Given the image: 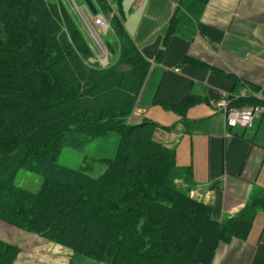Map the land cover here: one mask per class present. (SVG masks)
I'll use <instances>...</instances> for the list:
<instances>
[{
  "label": "trees",
  "instance_id": "16d2710c",
  "mask_svg": "<svg viewBox=\"0 0 264 264\" xmlns=\"http://www.w3.org/2000/svg\"><path fill=\"white\" fill-rule=\"evenodd\" d=\"M93 1L105 15L112 10L107 0ZM185 19L177 9L156 60ZM110 22L116 44H106L120 54L102 67L91 61L85 32L63 1L0 0V220L100 263L212 264L221 243L247 239L264 210V192L225 221L215 217L211 203L192 195L198 186L193 166L178 164L176 148L155 137L157 128H172L132 118L151 62L118 13ZM121 64L132 69L120 72ZM199 101L189 95L174 108L185 117ZM111 131L120 140L101 176L59 163L64 147L80 148ZM21 167L42 176L39 191L15 184ZM17 251L0 240V264H12Z\"/></svg>",
  "mask_w": 264,
  "mask_h": 264
},
{
  "label": "crops",
  "instance_id": "0c3cea01",
  "mask_svg": "<svg viewBox=\"0 0 264 264\" xmlns=\"http://www.w3.org/2000/svg\"><path fill=\"white\" fill-rule=\"evenodd\" d=\"M191 1L107 0L112 10L102 14L109 28L112 13H118L143 56L151 62L133 120L147 117L172 128H157L156 139L176 148L178 164L193 166L198 186L192 195L211 203L215 217L225 221L254 195L264 192V113L252 129L229 128L224 126V114L212 102L237 95L245 86L264 93V0H208L202 7L185 5ZM80 8L91 22L86 27L82 20L81 26L90 44L89 34L93 37L95 32L102 38L110 33L94 23L86 4ZM177 9L186 17V23L179 24L164 56L156 60L165 29ZM93 48L95 55H100L98 45ZM212 67L236 80L213 72ZM189 95L200 97L197 104L204 102L205 112L193 114L195 104L184 117L174 108ZM164 116L166 120L173 116V124L162 125ZM255 220L247 239L233 238L220 244L212 264H264V210Z\"/></svg>",
  "mask_w": 264,
  "mask_h": 264
},
{
  "label": "rangeland",
  "instance_id": "374dc122",
  "mask_svg": "<svg viewBox=\"0 0 264 264\" xmlns=\"http://www.w3.org/2000/svg\"><path fill=\"white\" fill-rule=\"evenodd\" d=\"M53 1L59 2L61 0ZM66 1V6L82 26L83 23L79 14H84L81 8L77 9L74 1L81 7L85 5V0H63V2ZM89 35V41L91 44L93 43L92 45L96 48L94 38L91 34ZM102 39L107 44H114V38L110 33L102 35ZM203 103L204 102H201L191 108L192 113L201 115L205 112ZM171 117L173 118V116H170V119L166 120L164 116L163 120H165V122L157 121L162 125L170 126L173 124L171 122H174L171 121ZM224 120L225 118L223 121ZM221 125L222 123L219 121L217 126L220 127ZM224 126L226 127V123H224ZM119 140V134L111 131L103 137L93 139L80 148L64 147L59 154V163L71 168L82 169L90 176L97 178L107 169L105 159L111 158L116 154ZM181 149L182 147L180 150ZM14 181L17 186L37 192L42 186L43 178L40 174L32 171L28 167H21L17 171ZM258 219L255 220L256 223L254 227L257 225ZM0 240L13 244L18 249L12 264H105L87 256L75 255L69 248L51 239L42 237L38 234L29 233L3 220H0Z\"/></svg>",
  "mask_w": 264,
  "mask_h": 264
},
{
  "label": "built area",
  "instance_id": "2783aa9c",
  "mask_svg": "<svg viewBox=\"0 0 264 264\" xmlns=\"http://www.w3.org/2000/svg\"><path fill=\"white\" fill-rule=\"evenodd\" d=\"M95 23L101 27L106 26L105 19L102 15L95 17ZM100 62L108 64L106 54L100 57ZM249 96H253L257 99H264L263 91H255L249 86H245L237 95H227L222 99L212 102V104L224 114L227 127H239L245 130L254 128L257 117L264 113V103L239 106L233 102L241 97Z\"/></svg>",
  "mask_w": 264,
  "mask_h": 264
},
{
  "label": "water",
  "instance_id": "95a60500",
  "mask_svg": "<svg viewBox=\"0 0 264 264\" xmlns=\"http://www.w3.org/2000/svg\"><path fill=\"white\" fill-rule=\"evenodd\" d=\"M85 3L87 5V7L89 8V10L92 12L93 15H97L98 14V9L95 5V3L93 2V0H85ZM132 67L126 64H121L118 66V70L120 72H127L129 70H131Z\"/></svg>",
  "mask_w": 264,
  "mask_h": 264
}]
</instances>
